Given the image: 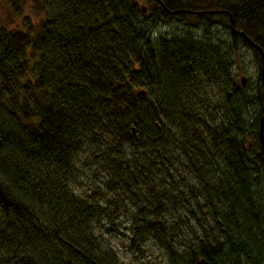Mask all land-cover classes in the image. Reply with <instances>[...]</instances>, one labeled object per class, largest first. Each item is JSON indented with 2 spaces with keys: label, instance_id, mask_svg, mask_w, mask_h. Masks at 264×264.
<instances>
[{
  "label": "trees",
  "instance_id": "16d2710c",
  "mask_svg": "<svg viewBox=\"0 0 264 264\" xmlns=\"http://www.w3.org/2000/svg\"><path fill=\"white\" fill-rule=\"evenodd\" d=\"M7 1L38 17L0 28V264H122L94 231L114 213L104 193L134 208L129 249L264 264L261 57L240 33L264 51V0ZM242 47L251 92L232 73ZM88 163L97 198L72 187Z\"/></svg>",
  "mask_w": 264,
  "mask_h": 264
},
{
  "label": "rangeland",
  "instance_id": "374dc122",
  "mask_svg": "<svg viewBox=\"0 0 264 264\" xmlns=\"http://www.w3.org/2000/svg\"><path fill=\"white\" fill-rule=\"evenodd\" d=\"M23 17L30 18V21H34L38 16L33 13L31 8L28 9L27 7H25L22 16H17L13 13L7 0H0V28L5 27L10 29L21 27ZM183 27V25L177 24L176 22L164 26L160 25L155 30V36L158 32L170 35L179 34L183 32ZM219 32L222 38H226L228 32L223 29H220ZM240 59L241 61L239 60L237 62L232 73L238 82L240 81L239 78L244 76L245 84L243 88L251 92L254 89L258 68L252 52L248 47H242ZM258 111V105L247 107L246 113L244 114L246 124L252 122L257 116ZM104 179L102 171L95 164L88 163L81 166L80 175L74 180L72 187L76 193L82 196L93 194L97 198L99 197L98 193L105 192ZM251 187L255 196L258 198V202L262 205L264 214V176L261 180L255 181ZM95 190H97V194L94 193ZM110 196H114L116 200L109 203L105 198H97L103 205L114 210L111 219L104 216L94 224V231L100 240L116 251L122 264H166L165 253L149 240L140 249L133 250L127 248V244L130 243L129 238L131 232L129 227L132 223V212L134 208L126 198L120 199L113 194L104 193V197Z\"/></svg>",
  "mask_w": 264,
  "mask_h": 264
},
{
  "label": "water",
  "instance_id": "95a60500",
  "mask_svg": "<svg viewBox=\"0 0 264 264\" xmlns=\"http://www.w3.org/2000/svg\"><path fill=\"white\" fill-rule=\"evenodd\" d=\"M142 11L145 12L146 11V7L144 5H142ZM231 31L235 32L237 31L234 27V22L232 21V26H231ZM244 37L245 40L247 41V43L253 47H255L256 49H258L259 53H260V57H261V81L264 87V51L262 50V48L256 44L254 41H252L248 36H246L243 32H240ZM240 81L242 86H244L245 84V77L241 76L240 77ZM138 94L143 96L145 94V90L140 89L138 90ZM263 124H264V113L261 115L260 117V127H259V133H260V138H261V142H262V150H263V154H264V134H263Z\"/></svg>",
  "mask_w": 264,
  "mask_h": 264
}]
</instances>
